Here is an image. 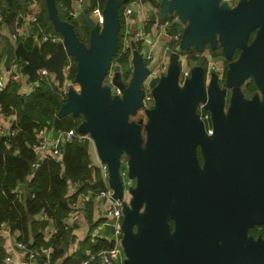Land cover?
Instances as JSON below:
<instances>
[{"label":"water","instance_id":"obj_1","mask_svg":"<svg viewBox=\"0 0 264 264\" xmlns=\"http://www.w3.org/2000/svg\"><path fill=\"white\" fill-rule=\"evenodd\" d=\"M82 1L91 30L89 45L61 20L56 1L45 0L64 42L46 58L37 42L33 51H27L1 35L7 44L5 67L10 70L16 59H22L32 81L39 80L38 70L45 68L63 82L66 57L75 59L80 93L70 90L56 123L68 115L83 116L78 130L91 136L97 157L107 164L115 199L124 195L121 157L125 151L131 156L126 158L136 187L123 205L124 264H264V238L247 235L249 228L264 226V99L246 101L240 91L249 75L264 89V0L163 1L160 25L176 12L179 19L174 25L186 27L167 74L150 82L155 103L146 111V123L130 122L129 117L143 106V83L160 58L147 66L143 56H137L132 74L121 66L110 70L119 51V7L130 0H109L102 37L88 12V1ZM133 9L137 13V6ZM253 30H257L255 39L246 47ZM206 44L213 48L220 44L227 57L235 47H245L241 61L231 64L228 72L229 85L235 89L227 114L224 90L215 81L205 88L202 57L188 61L191 78L182 86L179 83L180 56L191 48L202 52ZM104 79L108 83L102 87ZM200 103H206L211 113V136L197 111ZM143 129L149 133L144 146ZM235 203L237 214L231 211Z\"/></svg>","mask_w":264,"mask_h":264},{"label":"trees","instance_id":"obj_2","mask_svg":"<svg viewBox=\"0 0 264 264\" xmlns=\"http://www.w3.org/2000/svg\"><path fill=\"white\" fill-rule=\"evenodd\" d=\"M6 2V0H3ZM39 2L42 6L39 17V27H34V33L38 34L40 29L44 33L59 34L55 31L54 25L49 17L45 0H12L11 4H5L1 15L14 20L20 12L27 13L26 5ZM61 20L72 23L76 37L81 43L89 44L91 30L87 25L83 12L78 18L70 16L72 3L76 0H55ZM88 12L92 15L95 8L102 11L106 8L109 0H87ZM134 0L122 4L119 7L121 27L125 25L124 10ZM25 3V4H24ZM2 1L0 3V10ZM66 11L64 14L62 13ZM21 13V14H25ZM6 18V19H7ZM27 50H32L34 41L28 39L25 43ZM56 46L51 44L41 45L40 51L44 56L56 52ZM215 55L216 52L213 51ZM113 57L112 62L126 63V57L122 55ZM3 57V56H2ZM0 57V58H2ZM75 64L76 61H75ZM77 74L75 65L70 78L73 80ZM64 104L57 88L48 79L39 81L35 91L22 96L21 86L17 83H10L5 90H0V107L5 114L16 113L18 126L21 131L16 137L11 138L9 145L5 139H0V230L3 223H10L12 230L17 232L18 239L31 246L34 250L42 247H52L53 253L50 256V264H81L86 258L87 252H99L102 249L111 248L108 240H97L92 242V236L88 235L80 243L79 248L69 255L71 243L76 238L72 235V227L65 228L66 218L71 212L70 204L77 201L81 195L86 196L90 191H98L104 187L100 171L92 164L88 140L74 138L64 147L63 161L47 160L39 162L37 154L31 149L37 132L43 128L66 132L74 129L79 133V126L83 122V116L74 117L68 115L56 123L59 111ZM17 151V152H16ZM37 163L38 167L33 168ZM70 183H79L80 188L72 193ZM25 187L26 197L21 202L14 200L11 190ZM35 194V198H32ZM50 217L58 228V233L51 239L46 240V228L50 224L47 220L41 219L44 216ZM97 225V224H96ZM94 224L93 227L95 228ZM173 229V222L170 221ZM255 227L251 234L257 238L260 233ZM6 256L5 238L0 234V264H4Z\"/></svg>","mask_w":264,"mask_h":264},{"label":"built area","instance_id":"obj_3","mask_svg":"<svg viewBox=\"0 0 264 264\" xmlns=\"http://www.w3.org/2000/svg\"><path fill=\"white\" fill-rule=\"evenodd\" d=\"M82 1V0H81ZM142 0H134L128 7L124 10V18L127 20L134 12L133 6H137L141 3ZM156 2H162L164 0H155ZM240 0H234L235 3ZM83 2V1H82ZM38 3L35 1L33 5H37ZM42 9H35L34 12H27L25 14H19L16 18L18 20L17 30L14 32L9 38L14 45H17L21 38L24 40L28 39V31L32 30V34H34V27H39V17ZM157 9L153 10V13H156ZM82 11L80 12H71V15L75 18L80 16ZM91 16H94L97 21H101L103 18V11L100 8H95ZM172 21H177L179 19L176 13L172 15ZM6 16L0 14V23L6 24ZM28 22L30 27L25 31V26L22 23ZM96 21V20H95ZM96 21V22H97ZM9 22V21H8ZM173 22V23H174ZM171 22L168 21L161 26L162 28V38L165 42V50L168 51L174 47H179L181 41L183 39V32L181 30H176L175 32H170ZM38 46L44 44H51L57 46L60 43L64 42L63 36L60 34H48L44 33L41 29L37 35L34 36ZM137 40L141 42H146L148 44V51L143 54L144 60L147 62V66L153 63L156 60L157 55V41L152 42L145 33L138 32L136 34ZM179 42V44L176 43ZM176 47V49H177ZM53 55V54H52ZM52 55L45 56L49 58ZM1 57V56H0ZM4 60V58H0ZM183 60V58L181 57ZM27 63L22 59H16L10 70L6 71V67L0 64V90H5L7 88L6 74H8L10 83H17L21 86L22 96H26L31 92H28L24 89L26 82L30 80V76L28 71L26 70ZM75 59L71 56H67L63 68V82L57 78V75L51 72L49 69H39L38 75L39 80L36 81L37 86L39 81L42 79H48L51 84H53L60 95V97L64 100V103L67 101L70 90L73 89L77 93H80V85L70 78L71 73L75 67ZM187 65V64H186ZM170 67V61L160 62L159 65L154 69V71L147 77V79L143 83L144 90V98H143V106L138 110V114L136 116L137 121L143 120L146 121V111L151 109L154 105V96L152 93V89L150 88V81L154 76H162L167 74ZM112 74H110L111 76ZM191 77V71L188 67H183L180 71V79L186 80ZM35 91V90H33ZM32 91V92H33ZM114 92L120 94V90L115 89ZM206 103H200V119L205 123L206 131L210 135H213L214 131L211 126V116L208 111L205 109ZM18 118L16 113L12 112L10 114H5L0 107V139H5V143L7 145L10 144L11 138L16 137L17 134L21 131L18 124ZM79 138L81 140L91 141L93 144V140L89 134L78 133L74 129H70L66 132L50 130L48 128H43L37 132L35 137V141L30 145L31 149L37 154V159L41 163L47 160H56L59 162L63 161L64 156V147L67 143L71 142L74 138ZM17 152V151H16ZM99 165H96L94 160L92 164L95 168H98L100 171L101 179L104 183V187L99 189L95 193V198L102 202L103 211L102 218L105 224L111 226L113 230V238L111 240V248L102 249L99 252L88 251L86 258L81 262V264H124V260L126 255L123 254V238H124V230H123V222H124V212L123 205L125 202H128L126 198V189L131 188L134 185V179L130 177L129 174V163L126 156L121 157V163L119 168L120 179L123 187V198L115 199L113 196L115 194L114 189L110 185L109 181V170L106 163L102 162L98 157ZM38 167L37 163L33 164V168L36 169ZM80 188L79 183H70V189L72 193H76ZM95 192V191H94ZM26 188L18 187L11 190V194L14 196V200L23 201L26 197ZM32 198H35V194H32ZM80 198L84 199L85 196L81 195ZM79 198V199H80ZM79 199L70 204L71 212L69 216L66 218L65 228L70 229L74 223L80 220L81 218V208L79 206ZM42 218V217H40ZM47 220L50 224L46 228V237L47 240L56 236L58 233V228L55 225L54 221L47 217L46 215L42 218ZM0 234L5 238V248H6V256L4 258V264H50V256L53 253L52 247H42L39 250H34L31 247L27 246L25 243L18 239L17 232L12 230V226L10 223H3L1 225Z\"/></svg>","mask_w":264,"mask_h":264},{"label":"crops","instance_id":"obj_4","mask_svg":"<svg viewBox=\"0 0 264 264\" xmlns=\"http://www.w3.org/2000/svg\"><path fill=\"white\" fill-rule=\"evenodd\" d=\"M240 2V1H239ZM153 4H157V11L156 13H153V10L155 9ZM163 1L162 2H156L155 0H142L141 3L137 5V13L133 14L126 20L125 19V25L122 29L120 28L119 32V57L124 55L126 57V63L124 65H121V63H115L113 67H111V70L113 72L114 68L116 66H121L122 70L124 72L129 71L131 74L136 68V65L138 64V59L137 56L141 55L143 56L146 51H148V44L146 42H141L137 40L136 34L138 32H143L147 36H149L150 40L152 42L157 41L158 47H157V55L156 59L159 57L161 58V62H166L171 60L170 53L172 52L173 48L176 49V47H172L168 53L166 52L165 48V42L162 38L161 32L162 28L161 26L164 25V23L170 21L171 26H170V32H175L176 29L178 28V25H174V21H172V16L170 14L167 15L166 19L163 21V23L160 25L158 18H159V13L161 11ZM82 5L83 2L81 0H76L72 3L71 7V12H80L82 11ZM41 6V5H40ZM149 10V11H148ZM66 11H63L62 15L66 17ZM70 12V14H71ZM65 13V14H64ZM82 13V12H81ZM176 13V12H173ZM176 15H178L176 13ZM71 16V15H70ZM68 19V18H67ZM64 21V20H63ZM68 22V21H64ZM25 26V31L26 32L30 25L28 22H23ZM17 25H18V20L15 18L13 21H7L6 24L0 23V56L2 58L6 57V47L7 44L3 38H1V35H5L10 37L14 32L17 30ZM185 26L182 28L185 29ZM28 39H32L34 41V46L32 50H27L26 49V42L27 40H24L23 38L20 39L19 43L15 45L16 48L19 47V45H22L27 51H33L36 48V39L34 36L37 35L36 33L32 34V30L28 31ZM179 48V47H178ZM194 53H197V50L192 48ZM192 50H188L184 53L182 56V64L186 65V58L187 56L190 55ZM145 62V61H144ZM5 66V65H4ZM8 72V70L6 69ZM6 81H7V86L10 84V79L8 74H6ZM106 84L108 83V80H106ZM37 88V83L32 81L31 79L26 82L24 89L28 92H32L33 90H36ZM91 155V153H90ZM91 160H93L92 156ZM95 193L93 191H90L84 199L80 198L79 199V206L81 208V218L79 221L73 224V229H72V235L74 236L75 241L71 243V248L69 251V255H72L80 246V243L86 239L88 235L92 236V242H95L97 240H108L111 242L113 235H112V228L110 226V234L107 231V226L106 225L101 214L103 211V203L100 202L95 198ZM42 219V218H41ZM96 225L94 228L93 225ZM47 231V230H46ZM47 240V237H45ZM126 260V258H125ZM124 260V262H125ZM120 264V263H118Z\"/></svg>","mask_w":264,"mask_h":264},{"label":"flooded vegetation","instance_id":"obj_5","mask_svg":"<svg viewBox=\"0 0 264 264\" xmlns=\"http://www.w3.org/2000/svg\"><path fill=\"white\" fill-rule=\"evenodd\" d=\"M257 30H253L249 34V37H248V40H247V46L246 47H248V46L250 47L252 45V43H253V41L255 39ZM177 49H178V47H177ZM177 49L173 48L172 52L170 53V56ZM191 50H192V48H191ZM217 50H221L222 54L217 53ZM244 50H245V47L244 48L235 47L234 50H233L232 56L231 57H227L226 53L223 51V49L220 46V44H217L215 48L211 47L209 44H206V46H205V48H204V50L202 52L197 51V53H194L193 50H192V52L190 53V55L187 56V58H186L187 65L182 64L181 57L184 54L182 56H180V71L185 66V67H188L190 69L191 74H192V69L190 68V66L188 64V61L191 60V59L198 60L199 58L202 57L204 59V84H205V88H206V90H208L209 87L211 86L212 82L215 81L217 83L218 87L221 90H224V92H225L224 93V97H223V101H224V112L227 114L228 113V109H229V107L231 105V97H232V94H233V90L235 89L234 86H230L229 85V82H228V72L230 70L231 64L238 63V62L241 61L242 56H243V53H244ZM213 51L216 52L215 55L213 54ZM218 58H222L223 59L222 67L220 69L217 67V64L215 63V61H218ZM143 60H144V58H143ZM170 63H171V60H170ZM111 72H112V70H111ZM162 76H164V75H162ZM162 76H160V77L154 76V77H152L151 80H153V79L159 80ZM187 80L188 79H186V80L179 79L180 85L182 86L185 83V81H187ZM254 83H255L256 86H255L254 92L252 94L253 96L251 98H247V96L245 94V90H247V87L250 84H254ZM240 91H241V94H242L243 99L246 100V101L252 100L254 97H258L260 100H263L264 99V89H263V85L262 84L261 85H258L257 82H256V80H255V78L252 75H249V77H247V78L244 79L243 83L240 85ZM154 103H155V100H154ZM199 106H200V104L198 105V108H197L198 113H200ZM209 114L211 116V113L210 112H209ZM136 116H133V119L137 121ZM146 121H147V118H146ZM146 121L145 122L143 121V122L146 123ZM210 136H211V134H210ZM197 158H198V161H199L200 166L203 167L204 157H203L202 151H201V149H200L199 146L197 147ZM231 211L233 212V214H237L239 212V206H238V204H236V203L233 204L231 206ZM255 227H258L257 229L259 231H261L260 233H264V226L261 225V226H255ZM255 227H253V228H255ZM251 229L252 228H249L248 229V233H249V231ZM248 233H247V235H248Z\"/></svg>","mask_w":264,"mask_h":264},{"label":"rangeland","instance_id":"obj_6","mask_svg":"<svg viewBox=\"0 0 264 264\" xmlns=\"http://www.w3.org/2000/svg\"><path fill=\"white\" fill-rule=\"evenodd\" d=\"M1 3V2H0ZM37 5H33V4H30V5H26V8H27V12H34L35 11V9H42V6H40L41 4L37 1ZM46 3V2H45ZM5 4H8V5H12L11 3H9V2H5V1H3L2 0V6H1V10H0V13L2 12V9H4L5 8ZM25 4V3H24ZM153 6H154V8H157V4H153ZM4 7V8H3ZM149 11V10H148ZM41 15V14H40ZM71 15V14H70ZM81 15V14H80ZM72 16V15H71ZM73 17V16H72ZM79 17V16H78ZM77 17V18H78ZM73 18H75V16L73 17ZM92 18L94 19V20H96L97 21V19H95L94 18V16H92ZM6 21H13V20H11V19H9V18H7L6 19ZM68 23H70V22H68ZM97 24L99 25V32H100V36L102 37L103 36V33H104V22H103V20H101V21H97ZM70 25L72 26V23H70ZM176 30H181L183 33H184V28H182V26H178V28L176 29ZM176 43L177 44H179V42L178 41H176ZM89 45V44H88ZM174 47H177V46H174ZM209 48V47H208ZM211 49V48H210ZM217 53H220V54H222V52H221V50H217ZM214 61V60H213ZM222 62H223V59L222 58H218V61H215V63L217 64V67L220 69L221 67H222ZM114 64H115V62H112L111 61V67H113L114 66ZM111 70V69H110ZM221 71V70H220ZM76 78V77H75ZM75 78L73 79V80H75ZM106 79H104L103 80V82H102V87H104L105 85H106ZM255 83L254 84H250L248 87H247V90H245V94H246V96H247V98H251L253 95V92H254V89H255ZM132 116H134V115H130V122H132V121H134V119H133V117ZM148 136H149V133L146 131V129H143V132H142V145L144 146L145 145V142H146V138L148 139ZM90 143V147H89V152L91 153V155L90 156H92V158H93V160H94V162H95V164L96 165H99V162H98V159H97V153H96V149H95V147H94V144H92V142L90 141L89 142ZM124 156H126V157H128V158H130L131 156H130V154L127 152V151H125L124 152ZM136 187V180H134V185H133V187H131V188H127L126 189V198H127V200H130L131 199V196H132V193H131V190H133L132 188H135ZM107 225V224H106ZM252 229H254V228H252ZM251 229V230H252ZM251 230L249 231V233H248V238H254V239H258V238H263V237H261V235L260 236H258L257 238H255L252 234H251ZM258 230V229H257ZM107 231L109 232L108 234H110V231H111V229H110V226H107ZM259 231V230H258ZM261 232V231H260ZM112 235H113V232H112ZM123 254L125 255V252H124V250H123Z\"/></svg>","mask_w":264,"mask_h":264},{"label":"bare ground","instance_id":"obj_7","mask_svg":"<svg viewBox=\"0 0 264 264\" xmlns=\"http://www.w3.org/2000/svg\"><path fill=\"white\" fill-rule=\"evenodd\" d=\"M20 13H25V12H20ZM14 63V62H13ZM0 64H2V65H5V60H1L0 59ZM12 66V65H11Z\"/></svg>","mask_w":264,"mask_h":264}]
</instances>
